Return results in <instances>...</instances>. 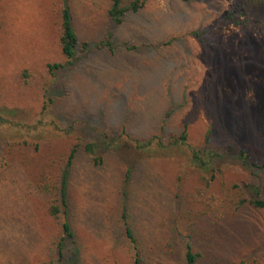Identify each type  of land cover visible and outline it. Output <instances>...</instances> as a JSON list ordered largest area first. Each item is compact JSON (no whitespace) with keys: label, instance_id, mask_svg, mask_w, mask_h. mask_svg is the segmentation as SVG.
<instances>
[{"label":"rangeland","instance_id":"1","mask_svg":"<svg viewBox=\"0 0 264 264\" xmlns=\"http://www.w3.org/2000/svg\"><path fill=\"white\" fill-rule=\"evenodd\" d=\"M62 1L0 0V113L19 123L0 125V264H51L62 227L48 207L58 196L38 184L61 173L74 145L68 192L83 263L131 264L127 189L150 264H184L185 227L173 219L177 186L198 184L191 152L137 141L186 127L197 148L231 145L259 163L252 174L227 157L228 184L252 174L264 185V29L241 0H149L116 29L111 54L100 45L109 0H69L93 47L73 66L59 44ZM53 63L66 68L52 76ZM229 213L198 221V264H264V209Z\"/></svg>","mask_w":264,"mask_h":264},{"label":"trees","instance_id":"2","mask_svg":"<svg viewBox=\"0 0 264 264\" xmlns=\"http://www.w3.org/2000/svg\"><path fill=\"white\" fill-rule=\"evenodd\" d=\"M149 0H109V7L106 10L108 26L104 37L100 40V45L106 48L111 54H114L116 46L114 37L116 29L123 25L129 15L140 12ZM61 22L59 28V44L63 56L68 60L69 65H78L84 59L88 58L92 44L88 39L80 37L76 28L74 17L69 0L62 1ZM243 13H250L260 22L264 29V0H241ZM52 76H56L58 70L66 68V64L53 63L48 65ZM32 74L30 70L25 69L22 73V80L29 82ZM52 98V97H51ZM175 108L172 110L175 111ZM168 113L167 116L172 114ZM10 124L19 126V123H13L10 119L0 113V125ZM209 136L206 142L209 143ZM139 146H148L156 143L159 147L184 146L191 152L190 159L194 171L198 174V184L195 185L192 192L183 193L181 186H177L179 191H175V202L179 210L174 212L173 224L175 228L181 224L185 227L184 264H198L201 253L197 251L193 242L194 232L196 231L199 220H207L212 216L217 218H226L229 215H238L239 213L250 209H264V185L253 176L255 166L259 163L250 157L247 149L234 152L235 149L228 145L221 148L205 146L197 148L189 140L187 128L185 127L179 134H173L166 138L163 135H155L144 141H137ZM87 154H92L94 163L99 164L102 160L100 156L93 155L91 143L84 141ZM78 145H74L68 155L67 163L60 174L52 176L50 173H44V181L39 182L42 191L50 194L55 192L57 199L51 202L48 207L50 216L60 221L61 234L55 242L53 249L54 257L51 264H84L81 252L77 244V234L72 225L71 206L68 192L69 172L72 164L80 153ZM230 155L240 158L242 164L250 170L251 179L246 181H236L228 184L225 181L224 173L226 164L223 163ZM128 170V180L130 172ZM220 184V186H219ZM219 186V188H218ZM128 191H124L122 222L125 227V239L128 241L131 249V264H150L149 255L146 246L141 239L138 231L132 223L131 211L128 204ZM189 205L190 209L187 208ZM193 215H189V212ZM63 216V220H62ZM178 229V228H177Z\"/></svg>","mask_w":264,"mask_h":264}]
</instances>
